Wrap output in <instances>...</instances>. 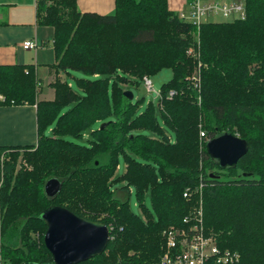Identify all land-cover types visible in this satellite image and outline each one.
<instances>
[{
	"label": "trees",
	"instance_id": "1",
	"mask_svg": "<svg viewBox=\"0 0 264 264\" xmlns=\"http://www.w3.org/2000/svg\"><path fill=\"white\" fill-rule=\"evenodd\" d=\"M244 4V19L197 27L166 0H114L110 15L80 13L76 0H35L37 25L53 29L54 98L38 100L33 66L0 65V106H35L37 126L35 146L0 148L4 262L53 264L40 217L57 206L110 231L104 252L80 264H158L166 232L187 230L199 211L205 236L237 254L235 264H264V0ZM164 69L172 77L157 107L137 114L141 100L122 86ZM72 72L86 77L75 79L81 94L67 81ZM226 132L248 144L229 170L205 149ZM86 133L85 145L67 140ZM51 178L61 188L47 197Z\"/></svg>",
	"mask_w": 264,
	"mask_h": 264
},
{
	"label": "crops",
	"instance_id": "2",
	"mask_svg": "<svg viewBox=\"0 0 264 264\" xmlns=\"http://www.w3.org/2000/svg\"><path fill=\"white\" fill-rule=\"evenodd\" d=\"M166 1L168 9L175 15L188 11L190 0ZM76 5L80 13L110 15L114 12V0H76ZM207 21L208 17L205 22ZM26 41L36 43L37 47L24 50L22 44ZM54 63L53 29L37 25L35 0H0V65L33 66L39 80L38 100L51 101L54 91L50 84L54 81L55 74L49 66ZM36 143V107L0 106V148L35 146Z\"/></svg>",
	"mask_w": 264,
	"mask_h": 264
},
{
	"label": "water",
	"instance_id": "3",
	"mask_svg": "<svg viewBox=\"0 0 264 264\" xmlns=\"http://www.w3.org/2000/svg\"><path fill=\"white\" fill-rule=\"evenodd\" d=\"M123 95L129 101L133 99L129 91H124ZM205 149L216 166L229 170L234 169L247 153L248 144L237 135L226 132L209 140ZM60 188L61 182L51 178L46 181L43 190L47 197H54ZM40 218L46 225L43 243L52 256L53 264L86 262L101 255L110 240V231L106 225L80 218L65 208L50 207Z\"/></svg>",
	"mask_w": 264,
	"mask_h": 264
},
{
	"label": "built area",
	"instance_id": "4",
	"mask_svg": "<svg viewBox=\"0 0 264 264\" xmlns=\"http://www.w3.org/2000/svg\"><path fill=\"white\" fill-rule=\"evenodd\" d=\"M211 15H220L224 18L244 19L246 16L244 0L231 2H203L202 0H190L188 11L180 12L177 17L180 20L199 26ZM36 43L26 41L22 44L24 50H32ZM142 82L147 92L153 91L151 81L144 77ZM175 93L170 91L168 97ZM159 97V93H157ZM186 196V194H184ZM186 223L189 219L184 220ZM195 223L185 229H170L165 234V252L158 264H205L209 259H214L217 264H235L239 256L229 251H221L214 240L205 236L202 228V213L197 212ZM0 264H9L0 257Z\"/></svg>",
	"mask_w": 264,
	"mask_h": 264
},
{
	"label": "rangeland",
	"instance_id": "5",
	"mask_svg": "<svg viewBox=\"0 0 264 264\" xmlns=\"http://www.w3.org/2000/svg\"><path fill=\"white\" fill-rule=\"evenodd\" d=\"M231 20H232L231 18H224L220 15H211L208 17V21H210V22H223V21H231ZM171 77H172V73L168 69H164V70L160 71L159 73H157L153 76H150L149 79L151 81L152 88H153V91H151V92H147L143 82H139V84L136 85L133 83L134 82L133 81L132 83H128V84L122 86L124 91H129L132 93V95H133V99L131 100L132 103H136L138 100H141V102L137 108V114L142 113L143 110L147 107V105L150 102H152L154 104V106L157 107V100H158L157 93H160L161 86L164 83H167L168 81H170ZM79 78H86V77L79 72H72L71 76L67 78V81L70 84V86L72 87V89L75 90V92L81 94V91L77 87L76 81H75V79H79ZM110 87H111V85H110ZM110 90L111 89L109 88V91ZM64 111H66V109ZM101 125L102 124H99V125H96L95 127L99 128ZM95 127H94V129H95ZM48 131H50V129ZM88 134L89 133H86L83 136L81 141L75 140L72 138H67V140L85 145L86 141L88 139ZM147 134H149L153 138L156 137L154 134H151V133H147ZM124 171H125L124 160L122 157H120L119 158V165L117 168V173L119 175H122L124 173ZM1 182H2V178L0 179V183ZM130 191H131L130 200H129L130 208L136 214H140V210L137 206V199H136L135 191H134V189H131ZM145 205L149 210L151 209L150 199H149L148 195L145 197Z\"/></svg>",
	"mask_w": 264,
	"mask_h": 264
}]
</instances>
